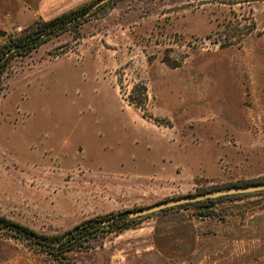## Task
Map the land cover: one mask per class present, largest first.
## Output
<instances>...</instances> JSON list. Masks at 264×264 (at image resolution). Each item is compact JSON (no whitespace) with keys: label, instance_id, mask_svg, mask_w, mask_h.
Returning <instances> with one entry per match:
<instances>
[{"label":"rangeland","instance_id":"obj_1","mask_svg":"<svg viewBox=\"0 0 264 264\" xmlns=\"http://www.w3.org/2000/svg\"><path fill=\"white\" fill-rule=\"evenodd\" d=\"M83 3L3 72L0 217L59 236L264 182V0H0V44ZM243 195L103 228L64 260L0 229V264H264V191Z\"/></svg>","mask_w":264,"mask_h":264},{"label":"trees","instance_id":"obj_2","mask_svg":"<svg viewBox=\"0 0 264 264\" xmlns=\"http://www.w3.org/2000/svg\"><path fill=\"white\" fill-rule=\"evenodd\" d=\"M90 8L91 6L89 4L83 3L48 20L41 19L40 22L31 29H25L15 35L7 36L0 44V92L2 89V75L11 58L14 56L27 55L32 49L39 46L53 34H58L62 31L76 28L86 20L88 16L87 13L91 12L89 11ZM140 88L143 104L148 98L147 90L144 84H140ZM128 101L135 103L139 106V108L143 109V106L138 105L137 101H135V99L130 95L128 96ZM243 196L245 195L235 194L224 196V198L233 199L241 198ZM220 199L221 197L204 199L192 203L182 204L180 206L192 204H213ZM127 212L129 211L117 213L111 216V218L104 220L83 221L64 231L59 236L39 234L25 225L4 217H0V229H5L14 234V236L24 239L38 250L49 253L55 260H64L66 258L65 253L67 251L74 249H86L89 246V239L97 232L103 231V228H108L109 230H121L139 219L138 217H129Z\"/></svg>","mask_w":264,"mask_h":264},{"label":"water","instance_id":"obj_3","mask_svg":"<svg viewBox=\"0 0 264 264\" xmlns=\"http://www.w3.org/2000/svg\"><path fill=\"white\" fill-rule=\"evenodd\" d=\"M107 0H102V2H105ZM5 32L3 30H0V37L4 36ZM264 191V182H257V183H250L245 185H235V186H228L224 188H217L214 190H210L208 192H203L196 195H183L178 196L175 198H170L167 200H163L157 203H154L150 206L139 208L137 210H132L127 212V215L129 217H139L148 213H152L155 211H161L166 208L176 207L180 206L182 204L186 203H192L204 199H210V198H218L222 196H229V195H235V194H245V193H252V192H259Z\"/></svg>","mask_w":264,"mask_h":264}]
</instances>
